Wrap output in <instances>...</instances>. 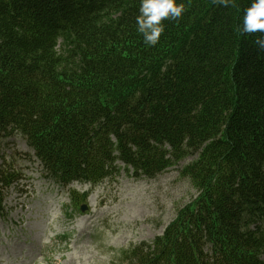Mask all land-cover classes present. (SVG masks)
<instances>
[{
  "label": "trees",
  "instance_id": "obj_1",
  "mask_svg": "<svg viewBox=\"0 0 264 264\" xmlns=\"http://www.w3.org/2000/svg\"><path fill=\"white\" fill-rule=\"evenodd\" d=\"M182 2L149 46L140 0H0V136L20 134L64 186L190 158L177 167L195 194L120 259L264 264V34L241 32L252 0ZM22 180L0 165V215Z\"/></svg>",
  "mask_w": 264,
  "mask_h": 264
},
{
  "label": "rangeland",
  "instance_id": "obj_2",
  "mask_svg": "<svg viewBox=\"0 0 264 264\" xmlns=\"http://www.w3.org/2000/svg\"><path fill=\"white\" fill-rule=\"evenodd\" d=\"M34 156L20 134L0 136V165L23 175L0 215V264H127L121 252L162 234L195 194L176 166L148 178L120 163L119 173L98 185L64 186Z\"/></svg>",
  "mask_w": 264,
  "mask_h": 264
},
{
  "label": "clouds",
  "instance_id": "obj_3",
  "mask_svg": "<svg viewBox=\"0 0 264 264\" xmlns=\"http://www.w3.org/2000/svg\"><path fill=\"white\" fill-rule=\"evenodd\" d=\"M224 7L234 6V0H215ZM185 12V4L178 0H140L139 14L136 16L137 31L142 34L143 42L156 46L165 32L163 21H176ZM242 33L264 34V0H252L242 17ZM254 44L264 50V35L257 36Z\"/></svg>",
  "mask_w": 264,
  "mask_h": 264
},
{
  "label": "bare ground",
  "instance_id": "obj_4",
  "mask_svg": "<svg viewBox=\"0 0 264 264\" xmlns=\"http://www.w3.org/2000/svg\"><path fill=\"white\" fill-rule=\"evenodd\" d=\"M39 164H40V166H42V165H41V163H39ZM63 177H64V176H63ZM32 259L34 260V259H35V257H34V258H32Z\"/></svg>",
  "mask_w": 264,
  "mask_h": 264
},
{
  "label": "water",
  "instance_id": "obj_5",
  "mask_svg": "<svg viewBox=\"0 0 264 264\" xmlns=\"http://www.w3.org/2000/svg\"><path fill=\"white\" fill-rule=\"evenodd\" d=\"M82 210H85V207H82Z\"/></svg>",
  "mask_w": 264,
  "mask_h": 264
}]
</instances>
